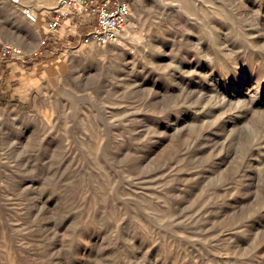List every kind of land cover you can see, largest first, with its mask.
Wrapping results in <instances>:
<instances>
[{"label": "rangeland", "instance_id": "obj_1", "mask_svg": "<svg viewBox=\"0 0 264 264\" xmlns=\"http://www.w3.org/2000/svg\"><path fill=\"white\" fill-rule=\"evenodd\" d=\"M128 1L40 50L0 0V264H264V0Z\"/></svg>", "mask_w": 264, "mask_h": 264}, {"label": "built area", "instance_id": "obj_2", "mask_svg": "<svg viewBox=\"0 0 264 264\" xmlns=\"http://www.w3.org/2000/svg\"><path fill=\"white\" fill-rule=\"evenodd\" d=\"M25 14L31 21H36L28 10ZM130 16L128 0H60L46 21L47 37L41 41L40 50L48 45V37H57L67 23L68 36H76L79 30L83 31L79 35L81 44L111 45L126 28ZM21 55L23 51L18 46L6 45L0 49V61Z\"/></svg>", "mask_w": 264, "mask_h": 264}, {"label": "bare ground", "instance_id": "obj_3", "mask_svg": "<svg viewBox=\"0 0 264 264\" xmlns=\"http://www.w3.org/2000/svg\"><path fill=\"white\" fill-rule=\"evenodd\" d=\"M28 11L31 12V10H29V9H28ZM31 13H32V12H31ZM32 14L36 17V21L33 22V23H35V24H33V25H38V24H39V20L41 21V17L39 18V17L36 15V13H34V12H33Z\"/></svg>", "mask_w": 264, "mask_h": 264}, {"label": "crops", "instance_id": "obj_4", "mask_svg": "<svg viewBox=\"0 0 264 264\" xmlns=\"http://www.w3.org/2000/svg\"><path fill=\"white\" fill-rule=\"evenodd\" d=\"M0 80H2V78H0Z\"/></svg>", "mask_w": 264, "mask_h": 264}]
</instances>
